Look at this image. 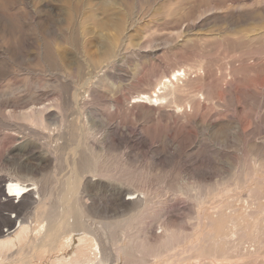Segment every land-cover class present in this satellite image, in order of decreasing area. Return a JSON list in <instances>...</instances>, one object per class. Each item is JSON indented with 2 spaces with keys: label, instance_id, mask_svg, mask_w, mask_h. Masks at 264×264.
I'll return each instance as SVG.
<instances>
[{
  "label": "rangeland",
  "instance_id": "obj_1",
  "mask_svg": "<svg viewBox=\"0 0 264 264\" xmlns=\"http://www.w3.org/2000/svg\"><path fill=\"white\" fill-rule=\"evenodd\" d=\"M67 201L87 264H264V0H0V264H76Z\"/></svg>",
  "mask_w": 264,
  "mask_h": 264
},
{
  "label": "bare ground",
  "instance_id": "obj_2",
  "mask_svg": "<svg viewBox=\"0 0 264 264\" xmlns=\"http://www.w3.org/2000/svg\"><path fill=\"white\" fill-rule=\"evenodd\" d=\"M179 74H180L179 72L174 74V78L176 80H178L179 78L178 76H180ZM183 74L185 75V72H183ZM172 80H173L172 78L168 79L169 82H172ZM163 85L165 86L166 84L163 83ZM142 98H143L141 99L142 101L146 100L145 101L146 103L150 102L152 104L155 102L159 104L160 103L159 101L161 100V96L159 95L158 92H156L153 95L150 94L144 95V97ZM3 181L8 184V190L10 193H12V195H10L9 193L6 194L8 197L7 201H9L10 200L9 197L12 196H14V198L17 197L31 198V196L33 195L34 187L32 184H23L22 182L14 178L12 175L6 178L3 177ZM128 194L130 195L131 191L128 192L127 195ZM133 197L135 198V196ZM79 207L81 208V206ZM64 208H66L65 211ZM45 219L48 220L47 223H45V221L43 222V220L40 223L42 225H41V230L38 232L40 236L38 244H42V243H46L47 245L51 244L52 247H58L60 250H65L69 248H75L74 245L77 240L78 244L76 246L79 247L78 252L82 254L81 256L76 255V264H87L89 262L94 261L91 260V258L93 259L99 258L98 260L99 262L101 263L105 262L102 259H100L103 256V252L99 247L98 241H96L97 235H99L98 233L99 226L93 225L92 222L88 220V218L86 217V210L83 213L81 210L77 209V205L70 206L69 202L67 201V203H65V205H63L62 207V217H60L59 220L52 221L50 218H49L50 220L48 218ZM13 231L14 232L16 231L13 237L8 236L7 239L0 240V250H9L14 248L17 243L20 244L21 242L25 241L26 238L29 237V234H31L32 232V230L31 231L29 230L28 225H24L22 223H20V225ZM89 245L91 249L90 251L88 250ZM89 253L92 255V257L90 258H88ZM124 254L126 257L130 255L127 251H124ZM65 259H66L65 262H62V264H74V260L71 256L70 257L66 256ZM62 260L64 259H61V261ZM147 262L149 261L147 260L144 262H139V264H147Z\"/></svg>",
  "mask_w": 264,
  "mask_h": 264
}]
</instances>
